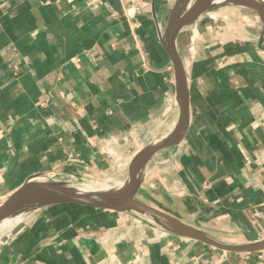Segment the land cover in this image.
<instances>
[{"label": "crops", "instance_id": "1", "mask_svg": "<svg viewBox=\"0 0 264 264\" xmlns=\"http://www.w3.org/2000/svg\"><path fill=\"white\" fill-rule=\"evenodd\" d=\"M181 1L0 0V205L24 182L121 187L135 154L170 138ZM258 20L215 0L171 41L185 132L138 164L132 195L197 237L133 206L48 205L0 232V264H264Z\"/></svg>", "mask_w": 264, "mask_h": 264}, {"label": "water", "instance_id": "2", "mask_svg": "<svg viewBox=\"0 0 264 264\" xmlns=\"http://www.w3.org/2000/svg\"><path fill=\"white\" fill-rule=\"evenodd\" d=\"M215 0H197L196 4L189 8L185 13L187 17L186 23H190L199 13L204 11ZM225 2L243 7L251 11L259 18L258 25L264 31V6L255 0H224ZM185 23V24H186ZM180 21L175 18L169 25L167 44L169 55L174 66L176 93L180 106V115L176 128L172 132L170 138L160 144L147 147L131 159L129 164L130 178L124 182L121 187H116V183L112 184L105 189L96 190H71L61 186H54L46 183L39 182H24L14 190H12L5 202L0 205V215L4 214L7 209L23 207L21 205L33 204L34 209L56 204H72L79 206H87L92 208L110 209V210H123L129 206H133L138 210L152 216L153 218L161 221L172 228L180 231L185 235L197 237L195 233L181 225L179 222L171 219L170 217L156 211L155 209L143 204L134 199L132 192L134 190V175L138 164L151 154L164 148L176 145L183 137L186 125V103L183 96L184 90V75L179 66V62L171 49V41L176 30L179 28ZM258 247L264 248V243Z\"/></svg>", "mask_w": 264, "mask_h": 264}, {"label": "bare ground", "instance_id": "3", "mask_svg": "<svg viewBox=\"0 0 264 264\" xmlns=\"http://www.w3.org/2000/svg\"><path fill=\"white\" fill-rule=\"evenodd\" d=\"M185 0H182L178 6L176 7L175 10V19L179 22V27L184 24L186 22L187 17L184 14V10H185ZM197 1H195L193 3L196 4ZM23 207H19V208H14V209H7V211L5 212L1 222H0V232L8 227H10L12 224L18 222L19 220L22 219L23 215L26 214L28 211L31 210V208L33 207V204H27L25 203L24 205H21Z\"/></svg>", "mask_w": 264, "mask_h": 264}, {"label": "rangeland", "instance_id": "4", "mask_svg": "<svg viewBox=\"0 0 264 264\" xmlns=\"http://www.w3.org/2000/svg\"><path fill=\"white\" fill-rule=\"evenodd\" d=\"M109 183L108 182H103V181H99V183L97 182H88V183H85L84 185H80V186H76L77 188H73L72 190H77V189H81V190H96V189H105L106 187H109L108 185ZM34 208H31V211L33 210Z\"/></svg>", "mask_w": 264, "mask_h": 264}]
</instances>
